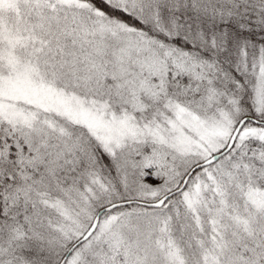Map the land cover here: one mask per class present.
I'll return each instance as SVG.
<instances>
[{"label":"snow or ice","instance_id":"snow-or-ice-1","mask_svg":"<svg viewBox=\"0 0 264 264\" xmlns=\"http://www.w3.org/2000/svg\"><path fill=\"white\" fill-rule=\"evenodd\" d=\"M0 264H264V0H0Z\"/></svg>","mask_w":264,"mask_h":264}]
</instances>
